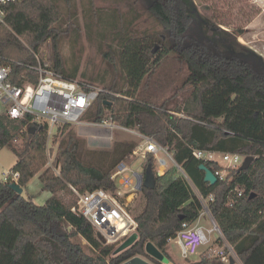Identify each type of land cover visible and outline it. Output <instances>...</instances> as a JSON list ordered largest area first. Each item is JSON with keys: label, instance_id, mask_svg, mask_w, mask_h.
<instances>
[{"label": "trees", "instance_id": "obj_1", "mask_svg": "<svg viewBox=\"0 0 264 264\" xmlns=\"http://www.w3.org/2000/svg\"><path fill=\"white\" fill-rule=\"evenodd\" d=\"M142 1L160 28L141 36L125 32L120 38V52H103L118 62L128 89L120 87L119 79H112L103 88L120 96L100 93L84 119L100 122L109 110L108 117L129 127L134 117L138 123L142 117L147 118L149 125L141 132L168 147L204 198L213 196L208 201L209 210L242 264H264V56L239 40L246 28H222L224 22L215 23L204 17L196 0ZM67 3L70 22L65 28L59 25L64 11L54 0H19L9 4L7 23L0 25V64L36 63L35 52L51 39L52 67L65 79H77L78 67L69 69L61 50V40L68 30L73 26L78 29L74 6L71 0ZM259 12L258 8L256 15ZM95 16L99 19L96 13ZM169 61L186 67L188 74L170 97L153 102L149 80ZM14 69L23 71L22 67ZM82 81L93 84L85 78ZM225 81L250 95V104H260L257 111L248 106L245 110L258 113L256 123L247 126L239 121L238 116L244 111L234 117L238 100L235 104L231 98H218L219 85L224 89ZM134 105L143 109L134 111ZM231 110L232 115L226 116ZM231 116L236 126L225 127L224 119L228 121ZM26 124V119H11L0 111V147L10 145L17 156L8 179L0 180V264H123L135 256H150L146 253L149 242L167 252L169 239L182 229L183 220L197 219L198 209L188 211L174 204L169 191L173 194L178 182L169 172L156 175L154 156L148 154L143 175H153L155 187L142 188L145 202L135 216L138 239L116 254V244H105L91 222L72 210L78 198L71 186L81 192L115 189L111 171L128 159L137 143L119 142L108 160L95 163L85 159L83 141L66 124L59 127L60 133L54 137L58 146L53 166H49L47 129L37 127L30 133L31 127L26 130ZM16 140L23 143L12 145ZM191 147L238 152L253 156L254 160L245 170L227 168L225 179L209 184L200 165L205 164L214 173L225 167L197 158ZM37 175L43 190L51 192L43 205L10 187L17 182L24 188ZM239 191L241 196L237 195ZM230 197L234 198L232 205L228 204ZM79 236L86 239L92 253L74 240ZM223 263L209 253L188 264Z\"/></svg>", "mask_w": 264, "mask_h": 264}, {"label": "rangeland", "instance_id": "obj_2", "mask_svg": "<svg viewBox=\"0 0 264 264\" xmlns=\"http://www.w3.org/2000/svg\"><path fill=\"white\" fill-rule=\"evenodd\" d=\"M54 1L60 5L64 11L66 18L64 17L59 25L65 28L70 22L67 0ZM262 2H264V0H196L197 5L206 19L215 23L224 22V25H221V27L226 29L229 28L233 31L239 28H247L248 21L256 15L258 8L260 9L258 3ZM71 3L76 13V15L72 17L77 20L78 29L73 26L61 40V50L67 67L69 69L78 67L79 71L77 77L80 80L85 78L97 86L104 87L108 85L112 79L116 78L120 80V87L123 90L128 89L126 78L121 73V67L118 62L107 58L103 52H107L108 54H111L112 51L116 53L120 52L122 44L121 35L125 32L130 31L131 33L133 32V35L141 36L144 33L153 32L160 28L157 21L145 10V2L142 0H71ZM95 13L99 16V19H97ZM239 40L248 46L258 47L260 51L263 50L262 53L264 52L263 43L259 41L262 39H259L258 35H254L250 29H246L244 34L239 36ZM36 54L43 62H47L52 66L51 39L46 41L39 50L35 52V55ZM83 73L85 74L84 76ZM187 74L186 67L180 68L179 64L172 61L166 63L157 71L151 80H149V83L153 86V92L150 91L153 94L151 95V100L153 102L156 100L163 102L166 98L170 97L174 92V88L183 82ZM224 86L225 88L222 89V85H219V92L216 94H218V98L233 99L235 104L238 100L237 108L233 113L234 117L243 111L245 112L247 106L248 108H254L256 111L259 110L260 104L257 103V105H255L256 107L254 104H250L253 103L251 100L252 97L242 94L239 87L227 81L224 82ZM248 108L247 110H249ZM141 109L143 108L139 105H134L133 107L134 111ZM252 109H250V112L247 111L240 114L238 120L243 121L247 126H249L248 124L256 123L258 113L253 114L254 112L251 111ZM232 110L226 116L229 117L232 115ZM107 111L109 112V110ZM135 119L134 117V120L129 121V127H127L129 129L119 126L93 124L71 125V129L83 141V156L85 159L97 163L104 159L108 160L116 144L119 142L134 141L138 146L143 142L140 133L149 125V120L142 117L138 123ZM233 119L232 116L228 121L224 119V126L229 128L233 125V127H235L236 125L232 123ZM241 126L242 123L239 124L240 128ZM131 129L138 133H134ZM20 143L21 140H18V142H12V145H21ZM54 146V153L52 156L50 155L51 159H49V166H53L52 163H54L53 160L55 158L58 142L54 143ZM217 158L225 167L227 166L220 155H218ZM126 160L131 163L133 169L142 172L143 158H141V156L138 155L134 157L131 154ZM16 161L17 156L10 145L3 148L0 147V180L6 179L3 173L10 172ZM162 170L164 169H159V166H157L155 174L164 175L166 172H169V174L172 173L176 182H178L174 187L175 191L172 189L174 193L172 194V192L169 191V194L173 195L174 204L188 211L198 209L201 224L208 228L211 227L210 215L208 213H203L201 194L184 170L173 161L168 162L164 173ZM134 180L136 181V177H134ZM23 189V196L32 197L39 205L45 204L47 199H43V187L38 175ZM74 194L76 195L75 192ZM187 196V200L182 202L183 198ZM123 201L127 204L130 213L136 216L143 208L145 194L142 190H139L137 193L123 198ZM213 237L216 239L217 234L214 233ZM74 240L81 242L85 250L88 253H92L91 246L86 239L79 236L74 238ZM101 240L103 241V239ZM121 243L120 241L119 243L111 244H116V248H118ZM221 244L222 242H220V240H215L210 245L201 247L199 251L189 259H185L181 255L180 246L174 240L169 242L167 252H162L154 246L153 243L149 242L146 244V253L150 256L144 255L141 257L153 264H188L189 262L200 260L209 253L212 254V251ZM155 249H157V253L153 255ZM223 264L230 263L225 262ZM235 264H242V262L238 260Z\"/></svg>", "mask_w": 264, "mask_h": 264}, {"label": "built area", "instance_id": "obj_3", "mask_svg": "<svg viewBox=\"0 0 264 264\" xmlns=\"http://www.w3.org/2000/svg\"><path fill=\"white\" fill-rule=\"evenodd\" d=\"M16 1L19 0H0V25L7 23V7ZM35 57L36 63L14 61L8 64H0V111L11 119H26V130L33 126L47 129L49 159H51L50 155L52 156L54 153V137L60 133L58 130L60 126L93 124L129 129L108 117V111L100 122L84 119L85 114L92 108L100 93L111 94L112 92L110 93L95 84L83 82L78 78L74 80L65 79L49 63L43 62L37 54ZM15 66L22 67L23 71L16 72ZM20 82L21 84H19ZM115 95L120 96V94ZM132 131L138 133L135 130ZM140 135L143 142L136 147L132 156L139 155L143 158V170L147 163L148 154H153L156 165L162 168H165L169 161L175 162L168 147L158 142L153 136L143 132ZM22 143L23 140L20 144ZM191 148L197 158L219 163L225 167L217 158L218 155L222 157L227 166L225 169L217 170L214 173L222 180L227 176V168H240L245 157L248 156L238 152ZM143 170L138 172L132 168L130 162L123 160L111 171V180L117 184L115 189L98 188L81 192L72 186L78 198L77 204L72 210L91 222L105 244L123 242L137 232L135 216L130 213L123 198L139 191L137 176L140 173L143 174ZM55 171L59 173L57 168ZM3 174L6 179L9 177V172ZM18 177V173L14 175L15 180ZM134 177H136V181ZM237 195L241 196L242 191H239ZM200 197L203 213L210 215L212 226L205 227L199 220L196 223L183 220L182 229L176 237L170 238L169 242L171 240L176 241L180 246L183 258L189 259L201 247L210 245L215 240H220L222 244L214 249L211 255L219 257L224 263H230L231 257L235 259V262L240 260L209 210L208 201L212 200L213 196L204 198L201 195ZM233 202L234 198L230 197L228 204L232 205ZM214 233L217 234L216 239L213 237Z\"/></svg>", "mask_w": 264, "mask_h": 264}, {"label": "water", "instance_id": "obj_4", "mask_svg": "<svg viewBox=\"0 0 264 264\" xmlns=\"http://www.w3.org/2000/svg\"><path fill=\"white\" fill-rule=\"evenodd\" d=\"M37 129L36 126H33L29 129L30 133L35 132ZM254 160L253 156H246L240 169L241 170H245L248 169L249 166L251 165L252 161ZM200 169L204 171L205 175H204V180L209 183V184H214L215 182H217L218 177L214 174V172L208 168L205 164H201L200 165ZM137 186L139 190H142L143 186L149 187V188H154L155 187V182H154V176L153 175H149L147 176V178H144V175L142 173H140L137 176ZM10 187L15 190L18 194H22L23 193V188L17 183V182H12L10 184ZM184 217L181 216V219H183ZM138 233L135 232L132 235H130L128 238H126L120 245L118 248H116L115 253H120L124 250H126L127 248H129L130 246H132L135 241L138 239ZM155 246V245H154ZM157 253V249H155L153 251V255H156ZM155 257V256H154ZM123 264H153L145 259H143L141 256H135L129 260H127L126 262H124ZM230 264H235V259L233 257L230 258Z\"/></svg>", "mask_w": 264, "mask_h": 264}, {"label": "crops", "instance_id": "obj_5", "mask_svg": "<svg viewBox=\"0 0 264 264\" xmlns=\"http://www.w3.org/2000/svg\"><path fill=\"white\" fill-rule=\"evenodd\" d=\"M258 5L260 7V12L251 21H249L246 29H250V31H252V33L254 35L255 34H256V36L258 35L259 39H262V40H259V41H262L261 43H263V47H264V2L258 3ZM250 47H252L256 51H258L259 53L264 55V52L262 53L263 50L260 51L258 47H256V48L254 46H250ZM160 168H162V167H159V169ZM166 168H167V166L165 168H162V169H164V170H162L163 173H164V171H166ZM43 193H44L43 199H45V200L48 199L51 196V192H49V191L47 192L46 190H43ZM198 220L201 223L200 215H198L197 219L192 221V222L196 223Z\"/></svg>", "mask_w": 264, "mask_h": 264}]
</instances>
